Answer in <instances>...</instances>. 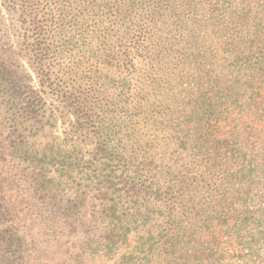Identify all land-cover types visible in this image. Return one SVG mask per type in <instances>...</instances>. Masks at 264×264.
I'll return each mask as SVG.
<instances>
[{"label": "trees", "instance_id": "1", "mask_svg": "<svg viewBox=\"0 0 264 264\" xmlns=\"http://www.w3.org/2000/svg\"><path fill=\"white\" fill-rule=\"evenodd\" d=\"M19 2L39 82L94 141H46L54 107L47 115L0 58V264H24L29 238L89 208L101 227L90 252L113 256L129 231L117 179L136 211L128 220L164 206L166 264H264V0ZM54 60L71 64L57 87ZM84 173L94 180L78 183ZM217 226L239 251L204 239Z\"/></svg>", "mask_w": 264, "mask_h": 264}, {"label": "rangeland", "instance_id": "2", "mask_svg": "<svg viewBox=\"0 0 264 264\" xmlns=\"http://www.w3.org/2000/svg\"><path fill=\"white\" fill-rule=\"evenodd\" d=\"M20 0H0V58L6 62L11 72L13 81L20 85H31L35 87L47 101V115L51 113L54 107L53 126L46 130V141H50L56 137L63 144L76 143L83 147L85 151L91 150L93 147V135L79 128L78 132L74 129V123L78 125L81 117L72 115L73 109H65L60 106L54 89L48 84L42 85L36 75L34 68L37 67L35 56L31 49H24L23 35L28 34L25 26L22 27L19 19V8H14V2ZM20 3V2H19ZM29 33H32L31 31ZM31 41V40H30ZM64 61V59H62ZM53 78L57 87V83L63 82L61 78L69 75L71 71L63 68L71 65L67 60L61 67L60 61L53 62ZM85 67V66H84ZM71 69H78L74 65ZM67 72V73H66ZM81 75V70H76ZM66 73V74H65ZM76 74V73H74ZM70 76V75H69ZM78 79V77H77ZM79 80V79H78ZM84 91L90 88L85 86ZM84 99L90 98L87 92H83ZM83 97L81 100H83ZM93 100V99H92ZM85 102V101H84ZM77 118V120H76ZM232 118L225 124H222L221 131L225 135H229L232 131ZM4 125H0V132ZM84 132V133H83ZM76 176L78 183L88 184L94 178L92 173H84ZM115 183L114 187L119 189L116 191L115 198L118 201V212L123 219V227L129 229L128 237L116 249L111 257L92 254L89 244H94L96 237L101 233V227L96 226L92 221L90 212L87 209L77 220L63 224L64 228H59L58 232L49 230H41L37 232V236L29 238L27 245L29 256L25 259L24 264H166L168 263L169 237L165 236L167 232V224L165 222V209L161 202L151 201L146 203L141 212L145 214L146 221H138L136 223L127 219V213H136L135 208L129 204L128 199L120 196L126 195L124 184ZM113 196L112 192L109 194ZM37 213V209H34ZM133 211V212H132ZM203 230V227L201 228ZM207 231L204 239L210 242L217 250L239 251L240 247L235 237L230 236L226 230V226H217ZM95 245V244H94ZM180 261V260H177Z\"/></svg>", "mask_w": 264, "mask_h": 264}]
</instances>
